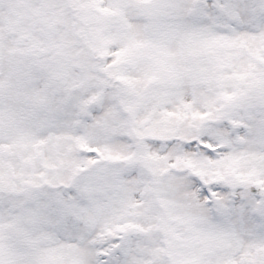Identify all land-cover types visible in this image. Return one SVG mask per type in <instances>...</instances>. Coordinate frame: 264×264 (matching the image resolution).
<instances>
[{
    "label": "snow or ice",
    "instance_id": "snow-or-ice-1",
    "mask_svg": "<svg viewBox=\"0 0 264 264\" xmlns=\"http://www.w3.org/2000/svg\"><path fill=\"white\" fill-rule=\"evenodd\" d=\"M0 264H264V0H0Z\"/></svg>",
    "mask_w": 264,
    "mask_h": 264
}]
</instances>
